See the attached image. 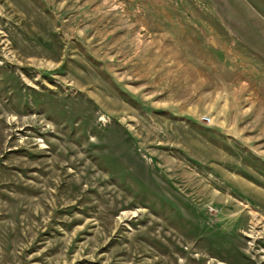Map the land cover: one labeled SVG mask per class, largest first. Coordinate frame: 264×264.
<instances>
[{
  "label": "rangeland",
  "instance_id": "374dc122",
  "mask_svg": "<svg viewBox=\"0 0 264 264\" xmlns=\"http://www.w3.org/2000/svg\"><path fill=\"white\" fill-rule=\"evenodd\" d=\"M0 264H264V0H0Z\"/></svg>",
  "mask_w": 264,
  "mask_h": 264
},
{
  "label": "bare ground",
  "instance_id": "6f19581e",
  "mask_svg": "<svg viewBox=\"0 0 264 264\" xmlns=\"http://www.w3.org/2000/svg\"><path fill=\"white\" fill-rule=\"evenodd\" d=\"M252 237V236H251Z\"/></svg>",
  "mask_w": 264,
  "mask_h": 264
}]
</instances>
